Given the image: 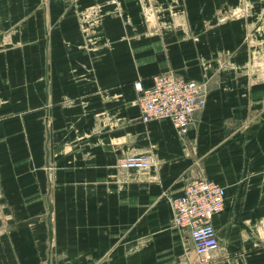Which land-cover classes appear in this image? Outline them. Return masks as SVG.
Returning <instances> with one entry per match:
<instances>
[{
    "label": "crops",
    "instance_id": "obj_1",
    "mask_svg": "<svg viewBox=\"0 0 264 264\" xmlns=\"http://www.w3.org/2000/svg\"><path fill=\"white\" fill-rule=\"evenodd\" d=\"M171 70L209 82L186 135L141 119L135 80ZM202 175L205 264H264V0H0V264H202L170 200Z\"/></svg>",
    "mask_w": 264,
    "mask_h": 264
},
{
    "label": "built area",
    "instance_id": "obj_2",
    "mask_svg": "<svg viewBox=\"0 0 264 264\" xmlns=\"http://www.w3.org/2000/svg\"><path fill=\"white\" fill-rule=\"evenodd\" d=\"M134 86L142 121L169 120L181 135L189 132L194 115L205 106L209 92L208 81L187 79L174 70L155 74L151 85L137 79ZM154 164L152 154L130 153L120 159L118 167L122 172L144 171ZM225 195L221 183L202 175L188 183L181 195L170 199L173 224L187 231L202 264L210 262L219 248L212 219L225 208Z\"/></svg>",
    "mask_w": 264,
    "mask_h": 264
},
{
    "label": "rangeland",
    "instance_id": "obj_3",
    "mask_svg": "<svg viewBox=\"0 0 264 264\" xmlns=\"http://www.w3.org/2000/svg\"><path fill=\"white\" fill-rule=\"evenodd\" d=\"M145 8H147V9L149 8L150 9V7H143V10ZM243 8H245V10H243ZM246 8L247 7H243L240 4L238 6L230 7V8L225 9V10H219V18H218L217 22L223 21V20H235V19H237V18L242 16V14L247 10ZM117 9L122 11L123 7L118 6ZM147 12H149V10ZM88 13H90V12L87 11V9L84 10V12H83V14H85L86 17L90 16ZM82 23H84L86 29H91V30L94 29L95 27L99 26V24H96V23H92L91 25H87V21H85V20ZM101 23H102V14H101ZM175 24H176V22H175ZM160 73H164V72H160ZM203 81H207V80H203Z\"/></svg>",
    "mask_w": 264,
    "mask_h": 264
}]
</instances>
